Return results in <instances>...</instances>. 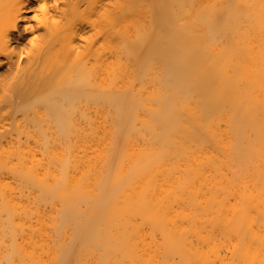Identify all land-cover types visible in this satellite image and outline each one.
<instances>
[{
  "label": "bare ground",
  "instance_id": "obj_1",
  "mask_svg": "<svg viewBox=\"0 0 264 264\" xmlns=\"http://www.w3.org/2000/svg\"><path fill=\"white\" fill-rule=\"evenodd\" d=\"M0 264H264V0H0Z\"/></svg>",
  "mask_w": 264,
  "mask_h": 264
}]
</instances>
